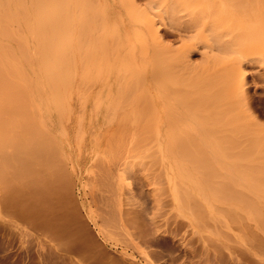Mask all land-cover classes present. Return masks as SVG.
I'll list each match as a JSON object with an SVG mask.
<instances>
[{"label": "bare ground", "instance_id": "bare-ground-1", "mask_svg": "<svg viewBox=\"0 0 264 264\" xmlns=\"http://www.w3.org/2000/svg\"><path fill=\"white\" fill-rule=\"evenodd\" d=\"M138 1L140 2V0H129L130 4L127 5L124 3L116 4L113 8L115 9L114 12H116V14L114 13L115 17L113 18V20L110 18V20L107 19L105 22L106 23L109 21H111L112 23L119 21L122 22L121 29H119L118 32L115 28H113L116 30L115 35H117L118 38L124 36L127 37V35L129 34L131 35V33L144 32L147 34V36L144 38L143 41L139 39L141 42H139L138 47L134 49L132 48L130 52L127 51L129 56L131 55L132 57H134L131 58V61H133L132 59H134V61L137 63L139 61V58H142V60L146 59L145 60L146 67L145 69L139 71L136 74V77L131 76L132 77L131 78L128 74H123V77L125 79L124 82L123 81L120 82V84L122 83L121 87H119L120 85H118L117 88L115 86H112L114 88H111L110 90L108 89L105 90L104 82H100L99 85L97 86L96 89L97 91L95 92V107L91 109L89 105L85 103L78 104V102L76 103V101H74L75 103H72L73 100L71 101V99H69V101L65 100V96L68 93H70V96L72 95L71 94L72 92L67 91V89H65L64 86L70 77V75L66 73L67 71L65 72V70L67 69L68 64H71L69 62L72 59V58L70 59V57L73 54L69 53V51L67 52V50L63 49V47H68V49H70L69 45L71 46L72 44L71 40L73 39L72 37H74L71 36L70 34L71 29L72 32H74L77 31L75 29L78 28L77 31L78 34L75 35V38L79 41L80 40L84 41L85 39H88V35H90L92 31L94 32V30L90 31V29H92L91 25H97L94 22V18L92 16L94 15L93 12L95 11L94 9H97L96 8L97 6L95 7L94 5V2L96 1L92 3L91 0H0V185H3L4 187L3 189L6 190L5 193L6 198L5 200L2 198V202L1 201L0 202L3 203L4 201H6L4 202L5 203L4 206L8 207V210L11 209L10 211H13L12 207L14 208L13 213L12 212L7 213V211L5 212V210L3 211L8 214L4 217H6V219L8 217L10 218L8 222L6 220H2V221L3 222L5 221L7 224L6 223L4 224L6 225L10 223L9 228H6V230L10 229V227H12L13 229L15 227L16 228L18 227L20 228L19 230H21V228H23L21 224L24 222L28 223L27 227H30L32 232H34V236H35L34 242H36V239L39 241L38 237L40 236L42 237L44 236V238L47 237L48 240L46 241H49L50 243V245L48 244L50 247L48 248L50 249L49 257L48 256L45 257L46 260L49 261V262L47 261L48 264L49 263L52 264L53 262L58 263V261L55 260L58 258L60 259L61 263L63 259L65 260L64 256L62 255L60 256L61 252L60 251H59L60 253L58 252L59 249H61L62 251L63 249H65L66 251L69 250L71 251V253L72 251H76L77 253L83 252L85 253L84 255L86 257L90 258V260L93 259L95 261V264H116L115 262L116 259L114 260L113 259L114 257L112 258V256L109 255L110 252L106 250L105 245L108 246V244L112 243V242L110 243V241L113 240L115 241L117 238V237L114 239L111 238V235L107 227L109 225H112L111 223L114 222L116 223L120 221V217L117 218V215L118 216L121 215L122 209L119 207L117 210H115L117 212H115L113 209L110 208V204L112 206L113 204L110 202L111 201L110 195L112 194L109 193H108L109 197L107 198V200L106 198L104 199L105 206L103 207V205L100 204L102 205L103 209L100 208L99 205H97V209L99 210L100 208L102 210V212L100 211L101 214L98 213L96 209L94 211L91 205L93 202L94 204H96L97 200H98V204L101 203L100 202L101 198L98 199L97 197L100 194L98 195L95 194L97 198H95L94 199L95 201H92L91 204L89 203V201L86 200L81 201L82 199L78 201L77 199L74 198V195H72L74 194V191L76 190L77 187V185H75V181H73V178L75 177V173L77 171H80L78 170L79 168L77 167L80 166L79 164H81L82 162L79 163L80 160L77 161L74 159L75 157H73V154L75 152L73 150L71 151L70 149L71 146L73 145V142L75 143L76 141V144L74 145H77V143L79 144L85 138H87L86 135L88 134L89 130L93 131L92 134H95V132L96 134L101 133L103 140L104 141L107 140L108 144L110 145V146L108 145L109 147H111L109 149H113L115 151L113 152L114 154L111 155L107 152L112 153L113 150H108L107 148L106 154L107 156L109 155V157L111 158L108 159V157L106 156L107 158L105 159H108L107 163L111 162L109 163L110 168L112 167L111 166L112 162L118 158L117 156L121 157V155L125 154L122 153L121 155L120 154L116 155L115 154L116 151L123 150L129 144L130 146H128L129 147L128 149L134 148L133 150L135 151L137 150L138 146L133 145L132 143L137 141V138L139 139L142 136H146L143 134H148V133L155 136V138L154 137L151 138L155 139V140L153 139L156 145L155 147H157L155 151L157 153L159 152L160 154V156H158L157 158H161L162 163L165 165L164 176L167 178V182H168V183L165 182L166 181L165 178L162 184L164 182L166 183L165 186L166 185L168 186L169 184L170 190L167 189L168 187L166 189L169 192L171 191V193L168 194V196L171 195L173 198L172 199L170 198L171 201L168 200V202L170 201L172 203V207L174 211L177 212L176 214L177 218H175L174 220L183 217L187 219L188 226L193 225L195 229L197 226L199 227V229L201 228L205 229L208 226L211 229V227L216 224V221L215 224H213L212 226H209L210 225L209 223H211L210 222L211 220H215L214 218H216L217 214L227 217L228 219L226 220L227 221L230 220L231 223H233L234 220H236V218L244 221L247 217V216L244 217L245 215L248 216L253 215L252 217L255 216L254 218L258 219L256 221L257 223L259 222V226L262 229H264V145H260L259 144L260 141L255 137L245 138L243 136H240L238 129H235L236 128L235 125L230 124L234 128L233 129L230 127L228 123L226 124V122H223V121H227L226 119L224 120L218 119L220 117L215 116L216 111L214 112L215 114L211 113L213 115L212 120L216 117L218 122L209 123L210 122L209 121L208 123H206L208 120L206 119V117L202 116V113L199 114L200 113L199 111H197L196 114L199 115L198 117L194 115L195 113L194 108L191 107V104L193 106V102L191 101L190 104L189 99L193 95L196 96V97L194 96L195 99L197 98L198 95L197 93L199 91L197 92L195 88L197 87L198 89V85H200L201 87V83L197 84L195 82L197 85L196 86L194 81L197 79L196 77H198V75L195 76L196 75L195 74L193 76V79H191L190 77L192 76L193 73H189V75L191 74L189 77H187L188 74L186 76L185 73L188 70H191L193 72V68H192L193 65L190 62V57L192 54H200L202 57V61H204V63L210 62V65H212L211 63L215 64V62L217 64L218 60L224 59L223 56L225 55H228L227 56L228 59L231 58L232 55L234 54L237 56L241 55L238 56V58H240L241 60H239L236 56V58L239 61H241L239 66L240 70H243L242 65H244V63L248 64L254 62L256 59L253 58L256 55L252 57V54L254 53L252 54L250 53L252 57L251 59H246V57H248L249 55L245 57L246 54L240 53L239 48L241 44H245L246 41L248 43H251V41L252 43L258 41L259 42L264 41V0H148L149 3L147 2L143 3V4L146 3L145 6H148L147 8L145 6H142V8L139 7L141 5L138 4ZM98 5L100 6V3ZM129 5L132 8L136 9L133 14H132L133 11H131L130 12L131 14H129V11L126 10L127 6L130 7ZM71 12H79L78 16L75 17V20H74L75 15H73L72 18ZM99 14L100 13H97V16ZM100 16L103 19V16L102 15ZM97 18H96L97 20L101 19L100 17ZM99 22H102L104 25V20L103 21L101 20ZM99 22L98 25L102 26L101 25L102 23L100 24ZM15 23L16 24L19 23L25 29V32L27 34H23L24 29L21 26H16L18 31L17 30L15 31L16 27H13V24L15 25ZM73 25L76 26V27L74 26L75 28L74 30L73 28H71ZM11 26L14 29H12ZM18 27L19 28L21 27V29L23 30H19ZM9 28L11 31L9 30ZM161 28H165L164 29L165 31L161 30ZM8 30L10 32L14 31L13 34H15V32H17L18 34L19 31L21 34L22 32V34L25 35V37L23 36V38L24 39L26 38L27 41L32 44L31 45L32 47L31 46L29 47V51L27 50L28 47L27 49L25 48L26 49L25 50L24 49L25 45L23 46L22 50L27 55L21 52L20 46L17 47L15 46V48H12V46L14 47V44H13V40L11 39L14 38L16 39L18 37L17 40L19 39L20 42L23 41L21 43H18V45L20 44L23 45L24 43L27 44V42L26 41L24 42V39L20 38L22 37L20 36V34L18 36L16 34V37H14L15 35L13 36L12 33H11L12 35L9 34L10 32ZM161 31H163L164 33L162 32L163 33L162 34ZM6 33L7 35H5ZM8 34L14 38H11ZM91 35L90 38H93L94 35L93 36ZM5 37H8V39H5ZM112 37H113V32H112ZM192 38L195 39L194 40L195 43L192 42V44L191 43L189 44L188 40L189 39L192 40ZM17 40H14L16 44H17ZM198 41L200 42V44H198L199 43ZM3 42H9L10 44H13L10 46L11 49L9 48L6 49L7 47L6 45H5L6 47L4 48ZM178 42L180 44L179 46H176ZM58 43H60L59 44L60 46L62 44H64V46L62 45L60 47ZM197 44L201 46H197ZM253 44H251V47L249 46L250 45L249 44L247 48L254 47ZM245 45L247 46V44ZM18 47L20 48L19 52H21V55L22 54L25 55V56L22 55V57L24 60L25 59L27 60V61L25 60L26 63L28 61L29 62L31 61L28 60L32 58L30 57V55L33 56L32 61L34 58H35L34 61L35 60L38 61L33 63L34 66H36L37 63H39L38 74L36 73L38 72L37 69L36 72L33 70L34 67L32 68L33 64H30L31 62L30 63L28 62L29 65H25L24 64L25 62L21 59L24 62L23 63L24 67H23V65L20 62L21 56L20 58L18 57L19 59L16 57L17 54L16 48ZM72 48L73 47L71 46V49ZM99 49L100 48H98V50ZM241 51L245 52L244 47ZM78 52H79L78 56H80L81 54H82V58L85 56L84 53L86 51L85 52L81 51L82 53L80 51ZM19 54L20 53H18V55ZM106 54H109L108 50ZM86 55H90V54H88L87 52ZM13 57H16L17 60L19 61L14 60ZM74 57L75 55L73 56V58ZM97 57L98 56H96L95 58ZM95 58L93 53L92 59ZM153 58L157 59L158 65H156L155 67L151 66L152 67L151 69L150 65L151 64L153 65L154 62ZM74 59L73 61L75 62ZM16 62L20 63L22 69L27 66L31 68L32 71L36 73V74L34 73L35 76L29 75L27 71L25 73L21 70H18ZM162 63L163 65H161ZM218 63H220V61ZM83 65L85 66V64ZM131 66L133 65L130 64V67ZM130 67L127 68L126 71L127 70L129 71ZM225 67L226 66L222 67L221 64H218L216 65V68L212 67V69H214L213 72L215 71V69H217L216 72L220 75L222 71L224 72L226 70ZM29 68L26 69L29 70ZM222 68L225 69L223 70ZM133 69L136 70L135 68ZM133 69L132 70L130 69L131 70L130 72H132ZM221 69L222 71H219ZM237 69L238 68H236L235 71V67L233 68L234 71L233 73L235 74L236 77L237 75H240L239 73L236 74ZM72 71H74V69H72ZM30 74H32V72ZM84 77L87 78V76ZM182 77L183 79H181ZM217 77L219 76L217 75ZM238 77H240L242 86L241 83H239L238 79L236 80L238 84H240L241 86L240 91L243 93L242 96L244 100H246L245 101L246 103L248 101V89L246 87V82H245L246 70L245 72L243 71L241 75ZM176 78L177 80H179L178 83L176 81ZM184 78L186 80L190 78V80L188 81H192L194 80V78H196L194 81H192L194 83V85L192 86L194 88L192 90L195 89L193 92L190 91L191 94L193 93L192 95L188 93L189 90L185 91L186 89L185 87L181 88L183 86V85L181 86L183 82H186L185 84L187 85H190V83H192V82L184 81L185 80ZM79 79L81 81L80 77ZM72 80L69 81L72 82ZM111 80L112 79H110L109 82ZM231 82L233 83V79ZM166 83H168L167 84L168 87ZM169 83L172 85L171 87ZM72 87L73 86H71L70 88ZM152 88L156 90L155 91L156 93L151 92ZM182 89L185 92H183L182 95L180 94L181 100L179 99L180 101H178L177 97L179 96L178 94L181 93V91H183ZM187 89H189V87ZM138 92H140L141 95H139ZM194 92L197 93L194 94ZM185 93L187 94L183 95ZM188 94L191 96H188ZM207 95L206 98L202 97V95L201 98L200 95H198L199 97L198 101H200L199 99H203V98L208 100V97H209V101L212 100L210 94ZM67 96L70 97L69 94ZM83 97H85V95H83ZM117 99H121L122 101L132 106L136 105L134 107V113L137 115L136 116L134 115V118H131V114L129 115L130 112L129 110L125 113H122L123 115L121 114L123 118L120 121L119 117L121 115L119 116V114L121 112L119 111L120 112L119 113L116 108H113V105H115ZM184 99H188L189 101L186 102ZM70 101L71 104L69 103ZM139 101L140 104L141 101H143L142 103H144L142 108L140 107L141 105L138 103ZM198 101H196L197 102L196 105L198 104L200 106L201 104L199 103L201 102ZM207 102L203 103L202 105L206 106ZM118 104L116 105L120 106V104L119 105ZM215 104L216 103H213V105ZM123 105L124 103L122 104V106ZM202 105L199 108L203 110L204 107ZM137 106L140 107V110H138L136 113V110L139 109L137 108ZM212 107L214 108L215 106ZM224 107L225 106L223 105V108ZM118 108H121V106ZM123 108L124 107H122L121 109ZM195 108L198 109V107ZM205 108L204 109L207 112L205 113L206 114L209 113L208 116H211L210 110L207 109L209 107H205ZM88 112L90 113L93 112V114L95 113V121L92 123V125L90 124L92 127L89 126L91 129L87 131L88 127L86 126L84 117ZM220 112L221 114H223L222 113L223 111L220 110ZM126 113L127 115H129V117L126 115ZM219 114L217 113V115ZM224 117L226 118V116ZM203 119L205 120V122L203 121ZM234 130L236 133H234ZM236 130L238 131V133ZM11 131L14 134L12 133L13 136L9 137V135H11L10 133ZM7 132H9V134ZM138 134L139 137H135L136 135L138 136ZM152 139H148L146 140V142L148 141V143L152 144L153 141L152 142L149 141ZM7 146L10 148L9 152L6 150ZM146 146L148 145H145V147ZM138 149H141L140 151L142 152V147H138ZM72 152L74 153L72 154ZM151 152L148 154H151ZM143 154H147V153L145 152ZM151 156L152 155H150L152 161L153 158ZM112 158L113 161H111ZM115 163H113V165ZM104 165H102L104 170L109 168L107 164L105 166ZM111 169L110 170L108 169L107 171L105 170V173L103 171L104 175H102L101 178L103 176L104 179L110 177L112 175V173L109 172L112 171ZM106 172H109L110 176L106 174ZM105 175H107L108 177H106ZM104 179L100 180V182L102 183L104 181L103 185H108L106 183L109 181V179L107 181ZM162 179L164 178H161V180ZM158 180L159 179H156V181ZM124 181H126V179ZM160 181L159 183L161 184ZM109 185H111L110 182ZM128 185L131 186V183H128ZM112 187H113V183H112ZM110 188L111 187H109L108 190H110ZM0 190L2 189L0 188ZM248 192L251 195L248 196ZM151 193L153 192L151 191ZM114 198L115 197L113 196V199ZM159 198L157 197L156 200L154 199V201H158L155 202L154 204L161 203V200ZM77 201L79 202V204ZM117 202L118 201H115L114 206H116ZM119 204H120V200H119ZM121 204L123 205L125 203L122 202ZM134 207L136 208V206ZM140 207L139 209L143 208L141 210L142 212L146 210L144 209V207L142 208ZM116 208L117 207H115V209ZM3 212L0 213L1 216ZM141 214L142 213L138 211V215L140 216ZM12 215L13 217L16 215L15 217L17 219L12 218ZM137 216L135 218L133 217V219L135 220H132L128 217L124 218L125 221H127L128 218L127 225L129 224V221L131 222L130 224H132V221L137 222L139 220ZM165 216H166V220L167 221L169 220L168 222L170 223L172 215L170 214L171 217H168L169 216L168 214ZM19 218L20 219L22 218L25 221L21 219V221L23 222L19 224L17 221L20 220ZM116 219L117 221H115ZM136 219L138 220L136 221ZM141 220L142 218L140 219V222ZM248 220H250V218H248ZM125 221H122V223L119 222V224H122L123 227H125L126 225L124 224ZM179 221L177 223H179ZM134 222L132 225H134ZM221 223H225V222H221ZM152 224L153 226L157 225L153 223V220H152ZM179 224H183V223L180 222ZM113 226L115 228V225ZM116 226H117L116 228H118V225ZM249 226L251 225H248L247 226L248 228H246V230L249 229ZM123 227L121 226V228ZM143 227L140 230L141 232L143 231ZM93 228H95V234L93 233L94 232ZM153 228L151 227V230ZM228 228L229 227H227L226 230H229ZM13 229L11 230L17 232L16 229L15 230ZM127 229L128 228H125L126 231ZM25 230H27L26 227ZM122 230L124 229H121V231ZM148 230L149 231L147 232V235L143 237L144 238L143 242L150 249H152V247L155 245L157 246V242L161 240H159L160 239L159 236H158L159 239H157V237L154 236L155 233H153V237L151 236V238H147V236H149L151 232L149 228ZM154 230H158V228H155ZM207 230L210 231L208 228ZM221 231L223 233V230ZM219 232H217V234ZM222 233H220L219 235L222 236L224 234L225 236L229 235L227 232L223 234ZM246 233H244L245 236ZM250 233L248 234L250 235ZM129 235L136 236L137 232L136 235L131 233ZM239 236L243 237V234ZM253 236H252L253 238L251 237L252 241L249 240L250 246L251 243H253L252 245L254 246V242H255V244H257V247L260 246L264 248V242H263L264 240H261L263 237L258 238L259 236H257L256 234L255 235L253 234ZM112 237H115V235ZM249 237L246 236L247 241ZM221 238L222 237H220V239ZM226 238L229 239L230 237L228 238L227 236L224 239L226 240ZM246 238L245 239L243 238L244 239L243 242L246 241ZM162 239L166 243H168L169 246L171 243H172L171 246L174 245L175 237L173 239H170V237H163ZM135 241L133 242L131 241L132 244H136ZM182 242L179 244L180 247H182V245L185 243V241L184 243ZM203 242L205 243L206 241ZM210 242L213 243L214 241H210ZM210 242L208 241V243L207 242L206 243L210 244ZM32 244L34 245L33 242ZM219 245L220 243L218 244V249L220 250L221 253L220 248L223 247V245L221 244L222 246L220 248ZM44 246L47 247L45 244ZM216 246L217 244L215 245V248H217ZM136 247H138V244ZM213 247L214 245L211 246V248ZM132 248H135V246ZM256 250L260 251V248ZM148 251L151 250L148 249ZM216 253L218 254L219 252ZM224 253L222 254L223 256ZM219 254L216 256L220 257ZM124 258L127 259L126 256ZM68 260L69 259H67L66 262H68ZM74 261H76V259ZM82 262L84 261L82 260ZM73 263L76 264V262Z\"/></svg>", "mask_w": 264, "mask_h": 264}, {"label": "rangeland", "instance_id": "rangeland-1", "mask_svg": "<svg viewBox=\"0 0 264 264\" xmlns=\"http://www.w3.org/2000/svg\"><path fill=\"white\" fill-rule=\"evenodd\" d=\"M94 1H96V2H94ZM91 2L92 3L94 2L95 7L97 6L96 7L97 9H94L93 8L95 11L97 10L96 12L93 11L94 12V15L96 16V18L97 17H100L101 18V19L97 20L98 18L96 19L95 16L92 15L93 18H94V22L98 25V22L99 21H101V20L103 21L104 20V25H103L102 22H99L100 24L102 23L101 24L102 26H99V25L98 26L97 25H91L92 26L91 27L92 29H90V31L94 30V32L92 31L94 34L91 32L90 35L92 34L91 36L94 35V37L93 38H90V35H88V39H85L84 41L82 40L84 44L82 43L81 40L79 41V40H77L75 38V35L78 34L77 33L78 28L75 29L74 28L75 25H73L71 28H73V30L74 29L77 30V31H74L75 33L72 32V29L70 31L71 36H74V37H72L73 38L71 40L72 42L70 41L72 43L71 46L73 48L71 49V46L69 45L70 49H68V47H63V49H65V50H67V52L69 51V53L73 54V55H71V57L68 55L70 57V59L71 58L72 59L69 62L71 64H68V67L65 70V72L67 71L66 73H68L70 75V77H69L67 83H65V86H64L65 89H67V91L72 92L71 93L72 95L70 96V93L67 92L70 97H68L67 96L68 94L66 93L67 95L65 96V100L66 101H69V99H71V101L73 100L72 103H75L74 101H76V103L78 102V104H81V103L84 104L85 103V104L89 105V107L91 109H93L95 107V92L97 91L96 89H97V86L99 85L100 82H104L105 90H107V89L110 90L111 88H114L112 86H115L117 88L118 85H120L119 87H121V84L122 83L120 84V82H122V81L124 82V79H125L123 77V74H128L130 77L131 76L136 77V74L139 71H141L142 69H145V67H146V61L145 60L146 59L142 60V58H139V61L137 63L134 61V59H132L134 61V63H133V61H131V58H134V57H132L131 55L129 56V54L127 53V51L130 52V50H132V48L134 49V48L138 47L139 46V42L143 41L144 38L147 36V34L144 33V32L131 33V35L129 34V35H127V37L124 36V37H119L118 38V36L115 35V32H116V30L118 32V30L121 29L122 22L121 21H119L120 23L119 22H115V23L113 22L112 23L111 21H109L107 23L105 22L107 19L110 20V18H111L113 20V18L115 17L116 12H114L115 9H113V8H114V6L116 4H118V3L119 4L120 3L121 4L124 3V4L127 5V4H130L129 3V0H91ZM98 2L100 3V6L98 5L99 4ZM140 2L138 1V4L141 5V6H139V5L138 6L141 7V8H142V6H145L146 3L143 4L144 2L149 3L148 0H140ZM92 3H91V5H92ZM130 7L127 6V9L126 10L129 11V14H131L130 12L133 11L132 12V14H133L136 9H134L132 7H131L132 8L131 9ZM145 7L147 8L148 6H145ZM145 7H143V8H145ZM126 10H124V11H126ZM97 13H100V14L97 16ZM78 14H79V12H71L72 18H73V15H75L74 16V20H75V17L78 16ZM100 15L103 16V19H102V17ZM130 16H132V15H130ZM95 23H93V24H95ZM16 26H21V25L19 23H17V24L15 23V25L13 24V27H16ZM13 27L11 26L12 29H14ZM21 27L20 28L18 27L19 30H23L24 29L23 27H22L23 29H21ZM113 28H115L116 30L113 29ZM164 29L165 28H161V30L165 31ZM9 30H10V28H9ZM16 30L18 31L17 27H16L15 31ZM95 31H96V33H95ZM163 31H161V33ZM9 32H7V33H9ZM23 32H24L23 34H27L25 32V29H24ZM107 32H109V33H107ZM112 32H113V37H112ZM7 33L5 35H7ZM11 33L13 34L14 31L10 32L9 34H11ZM16 34H17V32H15V34H13V36L15 35L14 37H16ZM19 34H20V31L18 32L17 36ZM21 34H22V32H21ZM21 34H20V36H22V37L19 36L20 38H23V36L25 37V35H23V34L21 35ZM11 35H9V36L11 37ZM8 37H5V39H8ZM14 37H11V38H14ZM17 38L16 39L15 38L14 39H11V40H13V44H14V47L12 46V48H15V46L16 47L17 46H20L21 52H23L22 49H23V46L25 45L26 47L24 46V49L25 48L27 49V47H28L27 50L29 51V47L32 44L29 43L26 38H25L26 40L23 38L24 39V42L26 41L27 44H28V46H27L26 43H24L23 45L22 44L18 45V43H21L23 41L20 42L19 39L17 40ZM89 38L91 39V41H90ZM102 39H104V40H102ZM105 39H106V41H105ZM137 39H138V41H137ZM14 40H17V44H16V42ZM194 40L195 39L192 38V40L189 39L188 40L189 42L188 41L187 42L189 44L190 43L192 44V42L195 43ZM77 42H78V44H77ZM196 42H197V40H196ZM125 43H128V44H125ZM253 43H256V44H253ZM253 43H252V41H251V43H248L246 41L245 44H247V46L245 44H241V46L239 48L240 49L239 50L240 53L246 54L245 57L249 55L248 57H246V59H251L254 55H256V56L253 57V58H256L254 62L248 63V64L247 63H244V65H242V67H243L242 69L243 70H240L239 69L240 68L239 67L240 66V62H241L239 60H241V59L238 58V56H241V55H238L237 56V55L234 54V55H232L233 59H232L231 56H229L231 58L228 59V57H227L228 55H225V56H223L224 59L218 60V62L220 61V63H218V62H217V64H216V62H215V64L214 63H211L213 66L210 65V62H207V63L205 62L204 63V61H202V57H201L200 54H192L191 55L190 62L193 65L192 66L193 72L191 70H188L187 72H185L186 73V76L188 74L187 77H189L191 75V74L189 75V73H193L192 76L190 77L191 79H193V76L195 74H196L195 76L198 75V77H196L197 79L194 78V80L195 79L196 80L195 81L192 80V81H194V83L196 82L197 84H200L201 83V87H200V85H198V89L199 88L200 89L198 90L197 87L195 89H196L197 92L198 91L199 92L198 93L197 92H194V94L197 93L198 95H200V97L202 95V97H204V98H206L207 96H209L207 94H210V97L212 99V100H210L211 102L209 101V97H208V100H206V99L203 98V99H199L200 101H198V98H199L198 95H197V98H196L197 100L195 99V97H196L195 95L191 96L193 93L191 94L190 91L193 92L195 89L192 90L194 88V87H192L194 85V83L192 81H188V80H190V78H188V80H186L185 79L186 77H185L184 78L185 79L184 81L192 82V83H190V85H187V84H185L186 82H183L182 81L183 84H181V86L182 85L183 86L181 88L185 87L187 89L189 87V89H187V90L185 89V91H188L189 90L188 93L191 94V95L188 94V96H191V98L189 99L190 101L188 99H184V100L186 102L189 101L190 104H191V101L193 102V106L191 104V107L194 108V112H195L194 115H196L197 114V111H199L200 112L199 114L202 113V116L206 117V119L208 120V121L206 120L207 121L206 123H208L209 121H210L209 123H211V122H218V120H217L216 117L219 116L220 118H218V119H222V120L226 119L227 120V121H223V122H226V124L228 123L229 125L230 124L235 125L236 126L235 129H238V131L240 133L239 134L240 136H243L245 138L255 137V138H257L260 141L259 142L260 145H264V41H260V42L258 41V42H253ZM13 44H10L9 42H3L4 48L7 46L6 49L7 48L11 49L10 46L13 45ZM59 44L60 43H58V45ZM85 44H87V45H85ZM179 44L180 43L178 42V44L176 46H179ZM198 44H200V42ZM198 44H197V46H201L202 45V43H201V45H198ZM251 44H253L254 47L250 48L251 47ZM62 45L64 46V44H62ZM101 45L103 47L104 46L105 47L103 48ZM248 45L250 46L249 48H247ZM88 47H89V49H88ZM243 47H244V51L245 52H248V53H245V52L241 51L243 49ZM20 48L19 47L16 48L17 49L16 57L17 58L18 57L20 58V56H21L20 62L23 65V67H24V64L25 65H29L30 62H31L30 64H33L35 62H38L37 60L34 61L35 58L33 59V61H34L33 62L32 61L33 56H31L29 54L30 57H32V58L28 59V60H31V61L30 62L28 61L29 63L27 62L28 63L27 64L26 63L27 60L25 59L26 60L25 61L23 59V57H22V55L25 56L24 54H26V53L23 52L24 54L21 55V52H19L20 51ZM98 48H100L102 51L100 49L98 50ZM106 48H107L109 54H106L107 53ZM77 50L80 51V52L81 51H83V52L86 51L84 53V55L85 56H88V57H85L83 55L84 56L83 57L84 59H83L82 58V54L80 56H78L79 55V52ZM87 52L90 55H86ZM18 53H20V54L18 55ZM93 53H94V58L96 56H98L97 57L98 59L97 58L92 59L93 58ZM100 53H102V54H100ZM250 53L251 54L254 53V54H252V57H251ZM74 55H75V57H74L75 59L73 58ZM106 55L109 56V57H107ZM236 56H237V58L239 60L236 58ZM16 57H13L14 60L19 61V60H17ZM80 57H81V60L82 61L80 60ZM73 59L75 60V62L73 61ZM153 61H154L153 62V65L152 64L150 65V68L151 69H152V67H155L156 65H158V61H157L156 58H153ZM18 63H17L18 70H21V71H23L25 73L27 71L29 73V75L35 76L34 73L36 72V69H37V71L39 69V67H38L39 66L38 65L39 63H37V65L35 64L36 66H34V64L32 66V68L34 67L33 70L35 72H33L32 69L29 68L28 66L22 69V66L20 65V63L19 64ZM94 63H96V64H94ZM83 64H85V66ZM130 64L133 65V66H136V67L131 66L132 67L131 68L130 67ZM206 64H208V65H206ZM218 64H221L222 67L223 66H226L225 67L226 70L227 69H230V70H227V71L225 70L223 72L222 69L224 70L225 68H222L219 71H222L225 74H223L221 72L220 75L216 72L217 69H215V71L213 72L214 69H212V67L213 68L214 67L216 68V65H218ZM18 65H20V66H18ZM125 65H126V67H125ZM161 65H163V63ZM209 65L211 66V68H210ZM232 65H234V66H232ZM129 67H130L131 70L133 68H135L136 70L133 69V71L130 72L131 70L129 69V71L128 70L126 71V69L129 68ZM234 67H235V71H236V68H238L236 74L239 73L241 75V73L243 71L245 72V70H246V81L245 82H246V87L248 89V101H247L248 103L247 102L245 103L246 100H244V98L242 96L243 93L240 91L241 90L240 88L242 86V83L240 81V77H238L240 75H237V77H236L235 74L233 73L234 72L233 71V68ZM26 68H29L30 71L28 69H26ZM71 68L74 69V71H72ZM153 69H155V68H153ZM31 72H32V74H30ZM80 72H81V74H80ZM83 72H84V74H83ZM36 73L38 74L39 71L36 72ZM185 73H184V76H185ZM217 75L219 77H217ZM84 76H87V78H85ZM101 76H103V77H101ZM79 77L81 78V81L82 82L80 81ZM183 77L181 79H183ZM210 77L212 78V80H211ZM179 78H180V76H179ZM110 79H112V80L109 82ZM232 79H233V83L231 82ZM236 79H238L239 83H241V86H240V84H238V82H237ZM69 80H72V82H70ZM176 81L178 83L179 80H177V78H176ZM207 81H208V83L210 85L207 83ZM106 82H108V83H106ZM196 83H195V85H196ZM220 83H221V85H220ZM167 84L168 83H166V85ZM169 85H170V87L172 86L170 83H169ZM71 86H73V87L70 88ZM218 86H220V87H218ZM236 86H238V87H236ZM80 87H81V89H80ZM167 87H168V85H167ZM179 87H180V85H179ZM74 88L77 89V90H75ZM85 90L87 91V93H86ZM78 91H80V92H78ZM141 91H142V89H141ZM155 91L156 90H154L153 88L151 89V92L152 93H156ZM185 91L183 90V91H181V93L178 94L179 95L178 96L179 98L177 97V100L178 101L181 100L180 94L182 95V93L185 92ZM76 92H78V93H76ZM73 93H74V95H73ZM138 93H139V95H141L140 92H138ZM186 94L187 93H185L183 95H186ZM78 95H80V96H78ZM83 95H85V97H83ZM193 97H194V99H193ZM185 98H186V96H185ZM140 100H141V98H140ZM71 101L69 102L70 104H71ZM196 101L201 102V103H199L201 105L203 103H206L208 101L207 104H206V106H203V105L202 106L204 108L205 107H209L207 109L210 110V115L211 116H208L209 113L206 114L207 113L206 110H205L206 108L205 109L203 108V110L201 108H199L201 105L200 106L198 104L196 105V103H197ZM122 102L124 103L123 106H122V104H123ZM142 102L143 101H141V104H140V101L138 102L141 105L140 106L141 108L144 105V103H142ZM194 102H195V105H194ZM118 103L119 104L122 103V104H120V106H121V108L122 107H124V108L123 109L118 108V107H120V106H117L116 105ZM213 103H216V104L213 105ZM223 105L225 106L224 108H223ZM135 106L136 105L132 106L130 104H127L126 102L122 101L121 99H117V102L115 103V105H113V108H116L118 112L119 111L121 112V113L119 112L120 113L119 116L122 113H125V112H127V111L130 110L129 115L131 114V118H134V115L135 116L137 115V114L134 113V107ZM212 106H215V107L213 108ZM140 107L137 106V108H139V109L136 108L137 109L136 110V113H137L138 110H140ZM195 107H198V109L195 108ZM218 108L221 111H223L222 112L223 114H221V112H220V110ZM118 109H120V110H118ZM213 109H215V110H213ZM211 113L212 114H215V116H216V117L214 116L215 117L214 118L215 120L214 119L212 120L213 115ZM217 113L218 114L220 113V114L217 115ZM122 115L119 117V120L120 121L123 118ZM126 115H127V113H126ZM129 115H127V116L129 117ZM223 115L226 116V118ZM124 116H125V114H124ZM196 116L198 117L199 115H196ZM222 117H224V118H222ZM84 119H85L86 126L88 127V129H87V131H88L89 129H91L90 127H92L91 125L95 121V113L93 114V112H91V113L88 112L85 115ZM203 121L205 122L204 119H203ZM232 125H230L231 128H233ZM230 127H229V129H230ZM238 131H237V133H238ZM92 132L93 131H90V130L88 131V134L86 135L87 138H85L83 140L84 142L82 141L83 143L82 142L79 143V144L77 143V145H79V146H81V144H82L81 147H79L77 145H74V144H76V141H75V143L73 142V145L71 146V149H70L71 151L73 150L75 152V153L72 152V154L74 153L73 154V157H75L74 159L77 160V161L80 160L79 163L82 162L81 163L82 166H81V164H79L81 167L80 166L77 167V168H79L78 170H80V171H77L75 173V177L73 178V181H75V185H77V187H76V190L74 191V194H72V195H74V198L77 199L78 201H80L82 199L81 201H83V200L85 201L86 200V201H89L90 204L92 203V201H95L94 200L95 198H97V197H98V199L101 198L100 199L101 200L100 201L101 203L98 204V200L96 199L97 200L96 201V204H94V202L91 204L92 207H93L92 209L94 211L96 209V211L101 214L102 210L100 208L103 209V207L105 206L104 199L106 198V200H107V198L109 197V194H112V195H110V200H111L110 202L113 204V206L110 204V208L113 209L114 211L117 210L119 207L122 209L121 215L120 216L117 215V218L120 217V221L116 222L118 224H116L114 222V223H111L112 225H109L107 227V229H108V231H109V233L111 235V238L114 239V238L117 237L115 241L118 242V243H116L113 240V241H110V243L111 242L112 243L111 244H108V246L105 245L106 246V250H108V252H110L109 255L112 256V258L114 257L113 258L114 260L116 259L115 260L116 264H120V263L121 264L122 263L123 264H133V263H136V264L137 263L138 264H152V263L153 264H264V248L263 247H260V246L257 247V244H255V242H254V246L252 245L253 243H251V246H250V241H252V238L254 237L253 234L254 235L256 234L257 236H259L258 238H262L263 237L261 240H264V229H262L259 226V222L257 223V221H256L258 219L257 218L255 219L254 218L255 216L252 217L253 215L252 216L245 215L244 217H246V216L247 217H246V219L244 221H242L241 219H237L235 217L236 220H234V222L231 223L230 220L229 221L226 220V219H228L227 217H225L223 215H220V214H217L216 218H214L215 220H211L210 221L212 224L209 223L210 224L209 226H212L213 224H215V221H216L217 226H216V224L212 226L216 232L213 230L212 227H211V229H212L211 230L210 227H208V226H207V228L211 232L208 231L207 228H205L207 230L206 231L204 228L203 229L202 228L199 229L198 226L196 227V229L193 227V225L192 226H190V225L188 226L187 219H185L183 217H180L179 219L174 220L175 218H177L176 217L177 212L174 211V209L172 207V203L170 202L173 197L171 195H170L171 197L168 196V194L171 193V191L170 192L168 191V190H170L169 184H168V186L167 185L165 186V184L168 183L167 182V178L164 176L165 175V171H164V166L165 165L162 163V159L161 158H157L158 156H160V154H159V152L157 153L155 151L157 149V147H155L156 145L154 143V140H155L154 139L155 138L154 135H151L150 133L143 134V135H146V136L140 137L141 140H140V138L139 139L137 138V141H135L134 143H132L133 145H137L138 147H142V152L144 151L143 153L146 152L147 154H143L140 151L141 149H138V147H137V150H135V151L133 150L134 148L133 149H128L129 148L128 146H130V144L127 145L123 150L116 151V153H115L116 155L117 154H120L121 155L122 153H125V154L121 155V157L117 156L119 159L117 158L118 160L116 159L115 161H113V158H112L111 161H113V162L111 164V166H112L111 167L112 169H111L110 168V164H109L111 162L107 163L108 162V159H110L111 157H109V155L107 156L106 152H107V148H108V150H113V149H109L111 147H109L110 145L108 144L107 140L106 141L103 140L101 133L96 134V132H95V134H92ZM7 133L9 134V132H7ZM10 133H11V135H9V137L10 136H13L12 135L13 132L11 131ZM234 133H236L235 130H234ZM135 137H139V134H138V136L136 135ZM151 137H154L153 138L154 140ZM148 139H152V140H149V141H151V142L153 141V143L151 144V143H148V141L146 142V140H148ZM7 142H8V140H7ZM155 142H157V141H155ZM132 144H131V146H132ZM7 145H8V143H7ZM145 145H148V146L145 147ZM146 149H147V151H146ZM150 149H151L152 152L150 151ZM6 150L9 152L10 151V148L7 146V149ZM130 151L131 152L133 151V152L131 153ZM139 151L141 152V154H140ZM113 152H115V151L113 150L112 153L111 152H107V153H109V154L112 155V154H114ZM150 152H151V154H148ZM150 155H152L151 156L153 158L152 161H151ZM78 156H81V157H78ZM106 156L108 157V159H105V158H107ZM104 160H105V162H104ZM113 163H115V164L113 165ZM104 164L105 165L107 164V166L109 167V168L108 167H105V168H108L109 170L110 169L112 170V171H109L110 173H112L111 176H110L109 172H106V174H108L110 176V177H108L107 175H105L106 177H108L106 179H104V176L101 178V176L104 175L103 174V171L105 173V170L106 171L108 170V169H105V170L103 169V166L102 165H104ZM159 171H160V173H159ZM77 173H79V174H77ZM161 178H164V179L161 180ZM165 178H166V181H165L166 183L164 182L162 184V182L165 180ZM102 179H104L106 181L109 179V181L106 184L109 185V182H110L111 185H109V186L108 185H103L104 184L103 183L104 181L102 183L100 182V180H102ZM125 179H126V181H124ZM156 179H159V180L156 181ZM159 181L161 182V184L159 183ZM249 182H252V181H249ZM112 183H113V187H112ZM128 183H131V186H129ZM118 186H119L120 189L118 188ZM164 186H165V188H164ZM109 187H111L112 189L110 188V190H108ZM154 187H156V188H154ZM0 188L2 189V190H0V192H1L0 193L1 194L0 195V201L2 202V198L4 200L6 198V194H5L6 193V190L3 189L4 188L3 185H0ZM98 189H99L100 192L101 191L102 192L104 191L103 192V195H102V192L100 193L98 191ZM156 189H158V190H156ZM150 190L153 193H151ZM2 191H3V193H2ZM106 191H109V192H106ZM110 192H112V193H110ZM114 192H116V193H114ZM155 192L160 193L161 195L160 194H157ZM95 194L96 195L100 194V195L96 197ZM156 195H157L158 198L161 196L159 198L161 200V203L154 204L155 202H158V201H154V199L155 200L157 199ZM249 195H251V194L248 192V196ZM113 196L115 197L114 199H113ZM116 197H117V200H116ZM113 200L118 201L116 203V206H114L115 201H113ZM119 200H120V204L122 202L125 203V204H123V205L121 204L120 205L119 204ZM168 200H170V201L168 202ZM1 202H0V209L2 210V211L0 210L1 212H3L4 210H5V212L7 211V213L8 212H12V213L14 212V208L13 207H12V210L13 211H10L11 209L8 210V207H5L4 206V204H5L4 202H6V201H4L3 203H1ZM7 202H9V201H7ZM127 203H128V205H127ZM10 204H11V202H10ZM78 204H79V202H78ZM100 204H102L103 207ZM97 205H99V207H100L99 210L97 209ZM134 206H136V208ZM140 206L144 207V209H146V210H144L142 212L141 210L143 208L140 207ZM167 206H170V207H167ZM115 207H117V208L115 209ZM139 207L142 208V209H139ZM138 211L142 213L140 216L138 215ZM5 212H3V214H2L3 218H2V216L0 214V221H1L0 222V226H1L0 227V264H48L49 261L46 260V258H45L47 256L49 257V252H50V249H48V248H50L49 247L50 243H49V241H46V240H48V238L47 237L44 238V236L43 237L40 236V237H38L39 238V241L36 239V242H34V239H35L34 238L35 237L34 236V232H32V230H31L30 227H27V224L28 223H25V222H24L25 224L22 223L23 222V221H21L22 218L21 219L19 218L20 220H17L19 224L22 223L21 226L23 228H21V230H19L20 228H18V227L16 228L15 226H14L15 227L14 229L12 227H10V229H7L6 230V228H9V224L10 223H8V225H6L7 223L5 221L3 222L2 220H6L8 222L10 217H8L7 218L8 220H7L6 217H4V216H6L8 214L5 213ZM115 212H117V211H115ZM126 212H128V213H126ZM167 214L169 215L168 217H171L170 214L172 215V218H171L170 223L168 222L169 220L168 221L166 220V216L165 215H167ZM9 216H10V214H9ZM15 216L13 217V215H12V218H16ZM136 216H137V218L139 220L136 219V221L138 220L137 222L132 221V220H135V219H133V217L135 218ZM221 216H223V217H221ZM126 217L132 219L131 221H132V224L134 222V225L130 224L131 223L130 221H129V224L130 225L129 224L127 225L128 218H127V221H125V219H124ZM141 218H142L143 221L141 220V222H140V219ZM248 218H250V220H248ZM22 220H24V219H22ZM121 220L122 221H125V223H124V224H126L125 227H123L122 224H119V222L122 223ZM152 220H153V223L157 224L156 225L157 227L156 226H153ZM237 220H239V221H237ZM19 221H21V222H19ZM115 221H117V219ZM178 221H179V223L182 222L183 224L177 223ZM183 221H185V222H183ZM219 221L225 222V223H221ZM171 222H172V224H171ZM4 223H6V224H4ZM226 223H227V226H226ZM139 224L140 225L142 224V225L140 226ZM177 224H178V227H177ZM220 224H222V225H220ZM113 225H115V228L117 227L116 225H118V228L119 229L118 228L115 229ZM135 225L136 226L138 225L137 228H136ZM148 225H150V226H148ZM167 225H169V226H167ZM248 225H251V226H249V229L246 230V228H248L247 227ZM121 226L123 228H121ZM214 226H216L217 228L220 227L221 229L220 228L217 229ZM222 226H223V228H222ZM25 227H26L27 230H25ZM142 227H143V231L141 232L140 230L142 229ZM151 227L152 228L153 227L158 228V230H154L155 228H153L151 230ZM176 227H177L178 231H177ZM227 227H229L228 228L229 230H226ZM125 228H128L129 230L127 229V231H126ZM148 228L151 230V232H150V235L148 234L149 236H147V238H151V236L153 237V233H155L154 236L157 237V239H159V237H160L159 240H161V241L158 240L159 242H157V246L156 245L153 246L152 249H150L143 242V239H144L143 237L146 236L147 235V232L149 231ZM11 229H13V230L16 229L17 232L12 231ZM121 229H124V230L121 231ZM159 229H160V231H159ZM161 229H162V231H161ZM251 229H254V230H251ZM23 230H25L26 232L23 231ZM29 230H30L31 234H30ZM131 230H132V232H131ZM218 230L219 231L223 230V233L227 232L229 234L227 236H228V238L229 237L230 238L229 239L226 238V240H225L224 238L227 237V236H225V234L223 236L222 235H219L220 233H222V231L219 232ZM249 230H250V232L251 231L252 232L250 233ZM255 230H256V232H255ZM93 231H94L93 233L95 234V228H93ZM195 231H196V233H195ZM136 232H137V235H136ZM217 232H219V233L217 234ZM130 233L131 234H135L136 236H130L129 235ZM244 233H246V236L247 237L250 236L249 239H248V241H247V238H246V236H245ZM248 233H250V235ZM242 234H243V237L242 236H239V235H242ZM251 234H252L253 237L251 236ZM114 235H115V237H112ZM116 235H119L122 238H120L119 236H116ZM206 235H208V236H206ZM173 236L175 237L174 245L171 246L172 245V243H171L170 244L171 247H170L169 244L166 243L162 238L163 237H170V239H173L174 238ZM220 237H222L223 239L221 238L222 239L221 240ZM41 238H43V239H41ZM127 238H129V239H127ZM243 238L244 239L246 238V241L247 242L246 241L243 242L244 241ZM131 241L132 242L135 241L136 244H132ZM184 241H185V243H184ZM203 241H206L207 243H208V241L209 242L210 241H214L213 242L214 244L211 243V242H210V244H207L206 242L204 243ZM219 241H221V242H219ZM226 241H227V243H226ZM32 242L34 243V245L32 244ZM129 242H131V243H129ZM160 242H162V243H160ZM175 242H176V244H175ZM181 242L185 244V245L183 244L182 247H180V245H179ZM222 242H225V243H222ZM219 243H220L219 248L223 245V247L220 248L221 249V253H220V250L218 249V244ZM44 244L47 247H45ZM137 244H138V247H140V248L136 247ZM205 244L207 245V248L208 249L206 248V245ZM216 244H217V246H216L217 248H215V245ZM42 245L44 246V248H43ZM213 245H214V247L211 248V246H213ZM134 246H135V248H132ZM31 247H33L34 249L31 248ZM251 247H253V248H251ZM258 248H260V251L259 250L258 251L256 250ZM148 249L151 250V251H148ZM222 249H224V250H222ZM46 250L48 251V253H47ZM152 250H153V252H152ZM59 251L61 252L60 256L62 255V256L65 257V260L63 259L64 262L62 260V263H61L60 262V259L58 258V259H55L56 261H58V263L57 262H53L52 264H54V263L55 264H59V263H61V264H64V263L65 264H72L73 262H76V264H93V263L95 264V261L93 259L90 260V258L89 257H86L84 255L85 253H83V252L77 253L76 251H72V253H71V251L68 250L69 251L68 252L65 249H63V251L61 249H59L58 252ZM216 252H219L220 253V254L218 253L220 255V257L219 256H216V255H218ZM62 253L65 254V255H63ZM81 253H82V255H81ZM124 253H125V255H124ZM223 253H224V256L222 255ZM78 254H80V255H78ZM152 255H154V256H152ZM58 256H59V254H58ZM125 256H126L127 259L124 258ZM82 257H83V259H82ZM145 257H147V258H145ZM217 257H219V258H217ZM221 257H224V258H221ZM80 258L84 262H82V260ZM47 259H49V258H47ZM67 259H69L68 262H66ZM75 259H76V261H74ZM146 259H148V260L150 259L152 261L149 260L150 261L149 262ZM217 259H219V260H217ZM126 260H127V262H126ZM71 261H72V263H71ZM122 261H124V262H122ZM49 264H51V263H49ZM73 264H75V263H73Z\"/></svg>", "mask_w": 264, "mask_h": 264}]
</instances>
